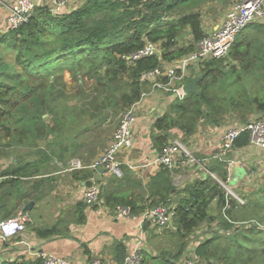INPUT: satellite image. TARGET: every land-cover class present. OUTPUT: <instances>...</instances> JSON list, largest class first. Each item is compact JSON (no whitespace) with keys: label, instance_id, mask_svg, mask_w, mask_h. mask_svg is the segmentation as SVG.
I'll return each instance as SVG.
<instances>
[{"label":"trees","instance_id":"obj_1","mask_svg":"<svg viewBox=\"0 0 264 264\" xmlns=\"http://www.w3.org/2000/svg\"><path fill=\"white\" fill-rule=\"evenodd\" d=\"M74 1L80 3L59 13H52L47 6H36L28 21L17 28L0 32V44L15 52L14 60L22 68L19 73L21 82L28 79L37 82L31 88L17 89L14 83L6 85L0 80V117L6 118L10 112L8 110L18 102L17 98L32 90L37 91V86L45 87L47 96L42 97L39 103L52 116L56 103L52 94L53 80H48V77L54 78L56 70L61 67L74 70L79 78H94L100 89H106L96 105L104 110L101 121L105 119L107 111L117 112L128 108L148 88V83L140 79L143 72L193 49L194 43L204 34L201 6L213 0ZM249 26L262 33L264 19L246 25L236 35L226 56L208 59L198 65L197 76L200 75V79L196 83V91L187 93L182 101L175 99L153 121L151 140L157 151L170 141L174 129L187 138L195 132L200 122L222 124L224 115L230 111L238 112L235 114L238 122L248 121L252 113L264 116V37L258 35L251 40L246 39L243 31ZM185 27L191 40L185 46L178 45L179 33ZM146 41L160 44V56H144L129 62L127 56L140 50ZM80 110V106H63L58 112L59 128L66 126L76 130L72 131V141L59 147L49 145L48 150L37 153L34 158H18L13 174L26 177L51 172L58 169L50 170V164L56 166L60 162L66 165L67 155L71 158L79 151L93 154L86 148V139L78 140V137L92 131L89 123L81 122L84 114ZM247 144L245 132L234 141L235 148ZM208 168L215 170V163ZM75 172L72 170V173ZM172 172L166 166L159 165L158 171L141 184L123 168L121 176L112 175L106 186H100V197L108 205L129 206L134 214H140L145 208L171 202L170 196L176 195L173 201L175 229L170 231V235L176 237L175 244L158 251V263L178 264L177 261L188 252L184 250L188 240L195 239L196 230L205 223L212 228V234L201 241L195 239L192 252L200 261L247 264L254 254L259 263L264 264V188L250 195L243 194L242 204L230 196V206L224 209L225 191L208 174L177 188L171 179ZM88 174L90 172L85 176ZM220 178H226L225 170L220 172ZM110 184H114L115 189H111ZM85 206L81 201L74 205L78 223L84 221ZM241 211H246V214H240ZM247 221L248 227L231 231L235 224ZM59 223L34 227V230L42 238L62 235L65 230L59 228ZM166 230L169 229H164L163 234ZM220 239H225L226 243L221 245ZM127 252L123 241L114 243L112 257L115 264H124ZM152 258L149 252L144 251L141 264H148ZM0 264L44 263L40 258L21 257L2 259Z\"/></svg>","mask_w":264,"mask_h":264},{"label":"crops","instance_id":"obj_2","mask_svg":"<svg viewBox=\"0 0 264 264\" xmlns=\"http://www.w3.org/2000/svg\"><path fill=\"white\" fill-rule=\"evenodd\" d=\"M37 2V5H42L39 0ZM1 5L5 7L4 16H6L8 3L0 0V16L3 13ZM207 5L210 4L205 6ZM224 13L213 15L207 11L206 15L202 14L204 18L201 24L202 30L205 32L216 28ZM3 24L4 21L0 18V26ZM176 98L171 100L169 95H162L161 90H158L156 93L148 94L136 107V119L132 126L134 144L130 150L118 155V161L122 170L126 169L141 184L146 183L159 169V165L152 161L155 156L151 140L152 123ZM226 127L223 123L219 125L200 123L195 132L186 138L188 147L202 165L197 163L185 165L179 162L171 176L177 188L183 187L195 178L206 177L208 166L214 163L216 168L210 171L220 177V172L225 170L232 189L236 188L244 193L247 191L246 186L249 188L260 183L258 180L264 175V149L247 144L218 157L220 150L217 139ZM180 137L181 133L177 129L172 130L170 140ZM97 154L98 152L88 154L87 151H79V154L71 158L83 156V161L89 162ZM69 156H66L67 162L71 159ZM21 157H25V154ZM18 158L20 157L15 155L11 157L10 162L4 159L0 161V220L19 213L29 201H33V205L30 210H25L29 220L24 231L11 239L0 236V261L21 257L34 259L37 252L43 251L57 257L70 258L78 264H88L92 259H98L100 264H115L112 257L113 244L123 241L129 251L135 241L140 239L144 244L143 253L147 251L153 257L148 264H161L156 262V258L159 256L158 251L165 247L159 242L165 234L158 232L155 227L143 222L138 216L115 219L113 206L104 203L101 197V202L84 207L83 222L76 221L74 205L78 201L83 202L88 175L92 171L77 169L72 173L65 171V165H61L62 168L55 171L20 177L13 174V170L18 165ZM218 158H234L235 162L227 166V162ZM185 167L191 168L186 171ZM199 169L202 171L200 175L197 173ZM179 170H185L188 174L186 178L181 171L178 172ZM88 172L90 174L85 176ZM111 177V174L99 171L96 175L99 189L100 186H106ZM110 188L115 189L114 184H110ZM175 198V194L171 195L170 201L173 203ZM58 221L59 228L65 230L62 235L42 238L34 230V227H49ZM201 232L197 229L196 235L199 237L211 235L208 232ZM179 261L180 259L177 262Z\"/></svg>","mask_w":264,"mask_h":264},{"label":"built area","instance_id":"obj_3","mask_svg":"<svg viewBox=\"0 0 264 264\" xmlns=\"http://www.w3.org/2000/svg\"><path fill=\"white\" fill-rule=\"evenodd\" d=\"M68 1L48 0L45 6L52 13H59ZM37 3V0H10L4 20L5 30L17 28L28 21L34 8L39 6ZM263 19L264 0H237L225 11L217 27L205 31L203 36L194 43L191 51L169 62H162L153 69L141 74L140 79L148 83V89L143 90L135 102L120 112L117 126L104 150L89 162H84L80 158H71L64 167L65 171L77 169H89L92 171L88 176L83 193V202L86 205H94L101 202L100 189L96 179L99 171L116 176L122 175L118 155L133 147L134 135L132 126L136 119V107L143 98L161 89H172V93L169 95L171 100L176 97H182L185 94L183 84L192 67L200 65L208 59L226 56L236 35L249 23L259 22ZM161 52L162 49L159 43L146 41L140 50L127 56V59L129 62H133L144 56H160ZM243 132L247 133L249 145L264 149V118L256 117L245 122L235 123L223 130L217 139L220 150L218 157L236 150L234 141ZM178 140H170L160 151H157L152 145L155 150V156L152 159L153 163L164 165L170 170L176 168L179 162L185 165L190 163L202 165L200 160L194 157L189 149ZM218 159L227 162V166L235 162L234 158ZM207 174L217 181L225 191L226 203L224 209L230 206L228 202L230 196L234 197L239 203H243L242 199L232 191L228 176L225 179H221L210 170H207ZM112 212L115 219L136 218L138 216L143 222L155 227L158 232H162L164 229H175L176 211L172 202L159 203L151 208H145L140 214H134L129 206L117 204L112 207ZM28 220L27 211H20L14 216L1 219L0 236L5 239L16 237L24 231ZM143 248V242L140 239L136 240L134 246L127 252L124 264H141ZM35 257L40 258L44 264H78L70 258L57 257L43 251L37 252ZM88 264H100V261L92 259ZM178 264L206 263L200 261L190 251L180 259Z\"/></svg>","mask_w":264,"mask_h":264},{"label":"rangeland","instance_id":"obj_4","mask_svg":"<svg viewBox=\"0 0 264 264\" xmlns=\"http://www.w3.org/2000/svg\"><path fill=\"white\" fill-rule=\"evenodd\" d=\"M3 1L5 3H8L10 0ZM236 1L237 0H213L209 3L210 5L201 6L200 14L204 15L207 11H209L213 15L222 14ZM39 2L43 6H45L47 0H39ZM79 3V1L75 2L74 0H69L59 12L75 8ZM1 6L3 8V13L0 18L2 19V21H4L5 7L3 5ZM203 19L204 18H202V22ZM4 27L5 22L3 26H0V32L6 31ZM258 35L264 37V32L257 33L254 28L250 26L243 31V36H245L246 39L249 40ZM190 40L191 35L189 33V30L185 27L180 31L177 43L178 45L185 46L190 42ZM14 56L15 52L12 49L6 48L2 44H0V80H2L6 85H11L14 83L17 89L23 87L31 88L37 82H33L29 79L27 81L21 82L19 73L22 71V68L15 62ZM235 64L238 65L239 63L235 62ZM199 69L200 67L198 65L192 67L189 71L187 79H185L184 82L188 81V79L193 80L195 77H199L200 79V75L197 76L199 74ZM55 75L56 76H54V78L50 76L48 77V80H53L52 94L54 95V102L56 103L52 116L49 115L48 112H45L39 103V101H42V97L47 96L46 89L45 87L37 86V91L33 92L32 90L27 94L19 96L17 98L18 102L15 104V106L8 110L10 112L8 116H6V118H4V116L0 117V161L1 159H4V161L10 162L12 156L17 155L21 157L23 154H25V157L27 158L35 157L37 153H44L46 150H48L49 145L50 147H55L58 145H65L66 143L72 141L74 135L73 132L76 130L73 131L71 129H68L66 126H64L63 128H59V125L57 124V116L60 115L58 114V112L63 106H80V109L84 114L83 121L81 122L89 123L90 127L92 128V131L87 132L84 137H78V140L86 139L88 141V147L86 148L89 151L94 153L98 152V154H100L106 147V144L110 140L113 131L117 126L119 114L123 110H118L117 112L112 110L109 113L107 111L105 119L101 121L100 117L101 115H103L104 110L99 109V107H97L96 105L99 102L98 100L101 98V95L104 91H106V89H100V86L94 78H79L78 75L75 74L74 70L67 67L58 68L55 72ZM247 88L248 90H250L249 85L247 86ZM161 92L162 95L168 96L172 93V89H161ZM186 94L187 93H185L183 96L185 97ZM183 96L179 98L177 97L176 99H178V101H182V98H184ZM172 102H174V100L171 101V103ZM166 107H169V105H167ZM86 108L88 109L87 114ZM237 113L236 111H230L226 113L224 115L223 124L229 127L235 123H238L237 118L235 117V114ZM34 116L38 117L33 118ZM256 117L264 118V116L259 113H252L250 114L249 119ZM17 118H19L18 122L15 121ZM51 118L53 119V121ZM202 124L205 123L203 122L201 123V125ZM2 125H5L6 127ZM178 141L184 144L189 149L190 153L193 155V152L188 147L186 138L181 136ZM82 158L83 156L80 157V159ZM60 165L61 163L56 164V166L55 164L51 163L50 170L61 169L62 166ZM190 168L191 167H185L184 169L187 171ZM185 170H179L178 172L181 171V173H183L186 178V175L188 174L185 173ZM201 172L202 171L199 169L197 171L198 175H200ZM258 181L260 183L257 186H250L249 188L248 186H246L247 191H245L244 193L239 192L238 190H236V188L232 189V191L235 195L242 199L244 203V199L242 198L243 194L250 195L252 194V192H259L260 189L264 188V175ZM240 214L245 215L246 211H241ZM206 225L207 224L205 223L200 224V232L202 231L205 233L208 232L212 234L210 228H208V226ZM247 225L248 221L246 223L235 224L231 231H236V228L244 229L245 227H248ZM170 231L173 230H166L164 237L161 241H159L161 244H164L165 247H169V244L172 247L175 244L176 237L171 236ZM205 238H207V235H203L201 237H199L198 235L195 236V239H198V241H201ZM195 239L191 238L190 240H188L184 249L185 251L194 252L193 249L195 247ZM224 243H226V240L220 239V244L223 245ZM219 254L220 253L218 250V255ZM202 262L206 264H223L221 263V261L218 260L212 261L211 263H207L206 260L203 259ZM247 264L260 263L258 258L254 257V254H252L251 260Z\"/></svg>","mask_w":264,"mask_h":264},{"label":"water","instance_id":"obj_5","mask_svg":"<svg viewBox=\"0 0 264 264\" xmlns=\"http://www.w3.org/2000/svg\"><path fill=\"white\" fill-rule=\"evenodd\" d=\"M199 80V77H195L191 81H187L183 84V91L185 93L195 92L196 91V83ZM33 205V201H29L26 205L22 208V211L30 210Z\"/></svg>","mask_w":264,"mask_h":264}]
</instances>
